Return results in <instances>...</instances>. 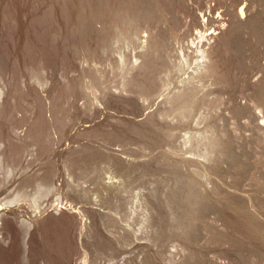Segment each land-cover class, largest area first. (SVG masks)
<instances>
[{
    "label": "rangeland",
    "instance_id": "1",
    "mask_svg": "<svg viewBox=\"0 0 264 264\" xmlns=\"http://www.w3.org/2000/svg\"><path fill=\"white\" fill-rule=\"evenodd\" d=\"M0 110V264H264V0H0Z\"/></svg>",
    "mask_w": 264,
    "mask_h": 264
},
{
    "label": "bare ground",
    "instance_id": "2",
    "mask_svg": "<svg viewBox=\"0 0 264 264\" xmlns=\"http://www.w3.org/2000/svg\"><path fill=\"white\" fill-rule=\"evenodd\" d=\"M253 8V7H252ZM241 14H244V10H241V12H240ZM209 38V37H208ZM214 39V38H213ZM210 50V49H209ZM209 50H206V51H209ZM206 51H200V52H202L203 53V57H202V59H204V58H207L208 56V53L206 52ZM207 53V55H205L206 53ZM202 53H201V55H202ZM185 55V54H184ZM187 57H189L188 55H187ZM186 57V58H187ZM137 59H138V57H136ZM188 59V58H187ZM207 60H209V58L207 59ZM120 62L122 63V66L124 65V64H126L127 65V61H126V59H125V57H123V56H121V58H120ZM135 62H138V60L137 61H135ZM185 62H186V59H185ZM187 62H188V60H187ZM186 62V63H187ZM129 64L130 63H132V62H128ZM142 63V62H141ZM143 63H145V62H143ZM143 63H142V65H140V63H139V65L141 66V67H143ZM200 63H202V64H199L198 65V68L196 67V70H195V72L193 73V74H190L189 73V75H188V77L187 78H182V80L180 81V83L182 84L181 86H179L175 91H173V92H171L170 94H169V96H168V98H167V101H168V103H173V102H185L186 101V99L189 97V88H186V84H189V83H191V81H193V80H195V79H197V78H200V77H203V74H199V71H202V70H205V71H210L212 68H213V64L210 62V61H206V62H200ZM138 65V66H139ZM145 65V67L143 68V69H146L147 67H146V65H147V63H145L144 64ZM132 66H133V68H134V65L132 64ZM132 66H130L131 67V69H132ZM136 67H137V69L138 68H140V70L142 69L141 67H138L137 65H135ZM148 66V65H147ZM115 67H116V65H115ZM124 67V66H123ZM116 68H118V70L120 69V65L118 64L117 65V67ZM123 69V68H122ZM124 69H126V68H124ZM121 70V69H120ZM127 70H129V67H128V69ZM132 70H134V69H132ZM132 70L130 71L131 72V74H132ZM139 70V71H140ZM122 71V70H121ZM129 71H128V73H129ZM136 72V71H135ZM143 72V71H142ZM147 72V71H146ZM137 73V72H136ZM138 74V73H137ZM195 74H197L196 76H195ZM121 75V74H120ZM133 76V75H132ZM136 76V75H135ZM131 77V76H130ZM123 78V77H122ZM122 78H121V80H122ZM124 78H125V76H124ZM131 78H133V77H131ZM120 79V78H119ZM126 79V78H125ZM135 79H137V78H135ZM130 81H132V80H130ZM135 81V80H134ZM120 82V81H119ZM129 82V81H128ZM128 82H126V83H128ZM138 82V81H137ZM124 83V82H123ZM126 83H125V85H126ZM135 83V85L137 84L136 83V81L134 82ZM133 84V83H132ZM120 85V84H119ZM128 85V84H127ZM126 85V86H127ZM139 85V84H138ZM129 86V85H128ZM130 86L132 87V85L130 84ZM129 86V87H130ZM134 86V85H133ZM137 86V85H136ZM142 86V85H141ZM146 86V85H145ZM142 87H144V86H142ZM134 88V87H133ZM125 89H126V87H125ZM135 90L137 89V88H134ZM134 89H133V91H134ZM139 89H141V88H139ZM138 89V90H139ZM127 90V89H126ZM138 90H136V91H138ZM142 91H144L143 89H141ZM124 91V90H123ZM128 91H131V88H130V90L128 89ZM135 92V91H134ZM133 92V93H134ZM139 92V91H138ZM128 93V92H127ZM131 94V93H130ZM188 101V100H187ZM187 101L185 102L186 103V105H187ZM1 111V110H0ZM3 111V110H2ZM1 111V112H2ZM216 147V146H215ZM218 148H219V146H218ZM214 150V149H213ZM203 153H205V155L203 154ZM213 153V151H212V149L210 148V147H208V146H206V145H204V149L202 150V154L204 155L203 157H208L210 154H212ZM201 156V155H200ZM208 160V159H207ZM184 161V160H183ZM186 162H188L190 165H191V167L193 166L194 168H196V170L197 171H199V172H201L202 171V169L204 168V164H202V163H200V162H198V161H195V160H186ZM186 164V163H185ZM189 165V166H190ZM203 166V167H202ZM195 170V171H196ZM47 183V182H46ZM101 186V185H100ZM121 187H122V185H121ZM38 188H40V186L38 187ZM122 188H124V187H122ZM103 189H106V187H103L101 190H103ZM100 190V189H99ZM98 190V192H100ZM107 190V189H106ZM105 190V191H106ZM22 191H23V194L22 195H28V196H22L21 198H25V197H28V198H33V199H35L36 200V198H34V197H37L36 196V194L37 193H40V192H38V190H33V191H31V192H28V190H26V189H24V188H22ZM30 191V190H29ZM105 191H103V192H105ZM19 192H21V191H17L16 193H17V195H18V193ZM27 193V194H26ZM17 195L16 196H14L13 198L11 197V198H9V201L6 203V204H15L18 200H16L17 198ZM20 195V194H19ZM38 196H39V194H38ZM96 197V196H95ZM19 199H20V196H19ZM98 199V198H97ZM141 201V200H140ZM36 202V201H35ZM141 202H143V199H142V201ZM146 203V202H145ZM144 203V205H146ZM37 204V203H36ZM140 204H142V203H140ZM143 205V204H142ZM3 211V210H2ZM41 211V210H40ZM1 213V212H0ZM1 218L2 217H0V221H1ZM147 218V217H146ZM146 218H145V220H146ZM149 219H150V217H148ZM151 220V219H150ZM150 220L148 221V223H150Z\"/></svg>",
    "mask_w": 264,
    "mask_h": 264
}]
</instances>
